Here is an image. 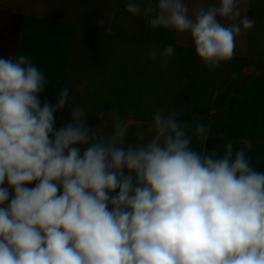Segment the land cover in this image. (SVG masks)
<instances>
[{"label":"clouds","instance_id":"obj_1","mask_svg":"<svg viewBox=\"0 0 264 264\" xmlns=\"http://www.w3.org/2000/svg\"><path fill=\"white\" fill-rule=\"evenodd\" d=\"M126 11L187 35L210 71L255 25L237 0H127ZM175 55L153 45L148 59L167 69ZM47 84L29 56L0 58V264H264V171L250 144L196 151L208 128L189 132L164 110L129 141L131 120L112 110L93 124L67 87L41 101Z\"/></svg>","mask_w":264,"mask_h":264},{"label":"crops","instance_id":"obj_2","mask_svg":"<svg viewBox=\"0 0 264 264\" xmlns=\"http://www.w3.org/2000/svg\"><path fill=\"white\" fill-rule=\"evenodd\" d=\"M200 2L207 6L216 0ZM126 3L0 0V58L30 57L48 80L41 101L55 104L59 90L67 87L88 110L91 123L99 122L98 113L112 110L131 120L129 141L138 132L146 133L152 112L164 110L178 114L189 132L197 123L208 128V141L194 139V150L215 148L221 154L228 141L234 150L247 143L251 165L264 171V60L249 65L241 57L240 64L222 63L210 71L194 63L196 54L187 35L151 28L147 17L128 13ZM237 5L252 19L262 15L264 23V0H237ZM14 14L23 15L21 30L13 28ZM258 36L252 28L238 38ZM169 44L176 55L167 69L159 57L148 59L153 45L162 51ZM237 46L234 53L240 52ZM68 118L67 110L57 112L56 127Z\"/></svg>","mask_w":264,"mask_h":264},{"label":"rangeland","instance_id":"obj_3","mask_svg":"<svg viewBox=\"0 0 264 264\" xmlns=\"http://www.w3.org/2000/svg\"><path fill=\"white\" fill-rule=\"evenodd\" d=\"M255 16V15H254ZM256 19L259 21H255L254 25V31L263 36L264 35V23L261 22V19L263 18L262 15L256 14ZM255 17L253 18L255 20ZM258 36L257 38H251L247 40V38H237L236 40V47L237 44L240 46V52L234 53L233 58L231 61L226 62L229 64H240L241 57H244L246 64H256L258 63V60H264V37ZM241 55V56H240ZM187 58V57H186ZM194 63L196 65L203 64L198 57L194 56ZM264 63V61H263ZM262 67V66H261ZM264 67V66H263ZM232 73V72H230ZM237 72L235 71L233 75H235Z\"/></svg>","mask_w":264,"mask_h":264},{"label":"trees","instance_id":"obj_4","mask_svg":"<svg viewBox=\"0 0 264 264\" xmlns=\"http://www.w3.org/2000/svg\"><path fill=\"white\" fill-rule=\"evenodd\" d=\"M23 23V15L22 14H14L13 16V28H19L21 30Z\"/></svg>","mask_w":264,"mask_h":264}]
</instances>
